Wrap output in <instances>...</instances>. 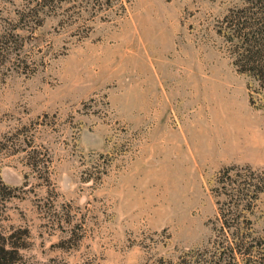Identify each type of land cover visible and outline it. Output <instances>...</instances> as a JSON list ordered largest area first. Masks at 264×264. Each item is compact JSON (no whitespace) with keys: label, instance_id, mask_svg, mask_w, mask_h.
<instances>
[{"label":"rangeland","instance_id":"374dc122","mask_svg":"<svg viewBox=\"0 0 264 264\" xmlns=\"http://www.w3.org/2000/svg\"><path fill=\"white\" fill-rule=\"evenodd\" d=\"M240 4L0 0L4 264H264Z\"/></svg>","mask_w":264,"mask_h":264},{"label":"trees","instance_id":"16d2710c","mask_svg":"<svg viewBox=\"0 0 264 264\" xmlns=\"http://www.w3.org/2000/svg\"><path fill=\"white\" fill-rule=\"evenodd\" d=\"M241 4L232 10L230 20L227 24L233 30L234 37L244 47V66L248 68H239L240 71H249L256 74L260 86L264 89V0H240ZM247 51V53H246ZM258 69V70H256ZM0 245V264L3 260H8V253ZM222 260V261H221ZM224 259H209L206 264H222ZM264 263V254L261 257ZM159 262H163L160 259ZM163 264H195L190 263L185 257L181 256L177 261L171 260ZM199 264V263H196ZM202 264V263H200ZM247 264V263H246Z\"/></svg>","mask_w":264,"mask_h":264}]
</instances>
